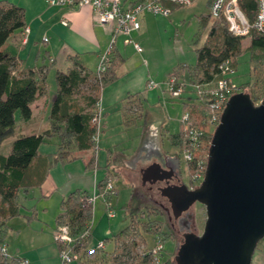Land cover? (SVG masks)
I'll list each match as a JSON object with an SVG mask.
<instances>
[{"label": "rangeland", "instance_id": "obj_1", "mask_svg": "<svg viewBox=\"0 0 264 264\" xmlns=\"http://www.w3.org/2000/svg\"><path fill=\"white\" fill-rule=\"evenodd\" d=\"M207 14L208 8L205 0H195L192 5L177 8V10L168 15L146 17V32L141 37L142 43L139 40L141 52L137 54L129 52V50L125 51L126 62L117 72L118 82L113 86L119 92H123L126 87H130L133 93H139L146 118L144 130L150 129L152 132L155 128L159 137L160 151L175 155L178 158L179 181L186 187L189 184L186 165L178 149L170 146L167 136L175 135L179 131L178 122L183 113L182 102L180 99L172 100L168 97L164 90V82L167 73H171L173 66L182 64L186 67H191L194 65V50L202 46L207 33L206 27L201 26L200 16ZM247 40H243V46L246 45ZM3 48L7 50L5 46ZM104 52L100 53L98 59L93 54L82 55V60H85V65L94 72L99 57ZM180 76V79L187 84L188 82L184 78L186 77L185 70L181 72ZM146 80H150L157 87L147 90L144 83ZM231 81L236 87L249 84L247 92L254 94L259 101L264 91V66L251 64L248 60V54L245 52L241 53L235 59V70L231 76ZM88 83V85L82 86L76 94L93 95V91L89 87L91 83ZM189 90L190 88L186 86V91ZM247 92L244 91L246 94ZM119 99L120 97L106 112L107 118L104 132H101L100 123L95 151L99 167L94 171L96 172V177H99L100 171L107 160H110L112 165H123V171L120 170L116 174V178L113 176L112 180L116 195L112 196L109 206L114 217L112 219L106 217L105 205L101 199L98 198L93 202L91 221L88 224L89 247H93L97 242L105 240L104 251L96 254L92 260L87 262L81 260L78 264H112L111 260L116 255L119 258L115 260L114 264H136L140 253L144 249L148 250L155 245V238L152 234L142 233L141 237L144 242L139 243V246L134 251L113 253L114 243L112 239L127 227L129 223L128 213L131 209H136L137 215L135 216L138 217V220L142 219L145 221L148 219L160 222L159 231L167 237L165 242H163L162 259L173 258L176 245L179 244V240L171 236L165 227V222L160 217L159 208L146 200L147 191L144 187H141L139 178V171L145 164H137L134 171L124 166L126 158L131 159L129 168L130 166L133 168L138 162L133 161V159L142 146L140 138L142 129L141 123H137L129 130L123 128L119 113ZM136 111H139L138 106H134L130 114H136ZM14 121L16 127L21 123L17 115ZM12 138L9 137L2 142L0 151L2 155L7 154ZM57 142L56 138L44 140L43 144L38 148V154L49 155L54 153ZM106 150L110 154H106ZM78 154L83 159H88L89 155L92 157V152ZM52 168L53 170H51L44 187L52 183L63 184L67 182L73 185L72 188L79 186L77 189H84L86 194L91 195L92 185L90 182L92 172L89 170L86 175L83 174L79 160L69 164H59ZM86 178L89 179V183H86ZM38 193V188L30 189L27 194L18 193L19 216L13 217L6 222L7 232L4 239L6 251L10 257L16 253L29 255V259L26 260L28 264H60L53 240V233L56 227L54 218L59 204L58 196L55 194L49 198L41 199ZM151 193H153V201L165 206L166 202L164 199L155 192ZM190 212L193 216L192 228L194 230L192 232L199 234L205 219L204 208L195 203L191 206ZM117 247H119V244H117ZM254 251L264 254V240L259 242Z\"/></svg>", "mask_w": 264, "mask_h": 264}, {"label": "trees", "instance_id": "obj_2", "mask_svg": "<svg viewBox=\"0 0 264 264\" xmlns=\"http://www.w3.org/2000/svg\"><path fill=\"white\" fill-rule=\"evenodd\" d=\"M141 1V0H136ZM238 5L249 21L255 14V0H237ZM202 27H206L207 33L202 46L194 50V65L186 67L179 65L170 74L180 76L186 71L187 85L190 88L186 91L192 94L191 87L200 90H209L218 79L217 66L223 61L229 60L231 67L235 70V59L241 53L248 54L251 64L264 66V38L257 36L253 31L245 38L234 37L226 30L221 19L211 20L208 15L200 16ZM24 11L7 1H0V146L4 140L14 136L15 121L17 115L20 120L28 121L30 118V105L41 94H43L44 75L43 68L28 70L14 74L16 61L13 56L2 50L6 40L14 33L24 29ZM246 45L243 46V40ZM123 60L110 50L108 65L99 80L90 78V74L71 59V67L65 72L55 73L56 92L50 106L48 117V129L38 135L15 136L12 140L8 153L3 156L0 152V245L4 243L7 232L6 222L19 216L17 195L19 192L27 193L32 188H39L45 180L48 172L56 164H62L73 160L72 150L77 152L91 151L90 157L84 165L86 170L95 169L96 146L91 142L95 134V128L90 124L91 111L99 98L100 90L116 79L115 71L122 64ZM94 77V76H93ZM90 82L93 95L86 99L85 109H80L72 98L82 86ZM244 93L247 92L249 84L241 85ZM251 101L257 104L258 98L247 92ZM257 102V103H256ZM182 112H188L196 122L202 117L204 107L193 102L181 103ZM133 122L124 116V125L130 126ZM56 138L58 148L55 154L41 156L38 148L44 139ZM211 136L207 135L210 141ZM170 146L176 147L180 153L188 147L187 138L183 133V126L179 122V131L175 135L168 136ZM188 176L194 170V165L187 164ZM104 178L97 183V191L100 193L103 187ZM86 192L74 191L68 194L59 203L60 212L56 217V225L65 224L68 227V234L73 242L75 250H85L89 246V227L91 213L84 207L83 200ZM116 192L114 193V196ZM112 196H103L104 202H109ZM77 201V202H76ZM136 209L128 213L129 223L113 237L114 252L134 251L139 243L144 240L142 233L152 234L155 239L163 243L166 238L160 232V222L146 219L138 220ZM158 216L157 214H154ZM148 216V215H147ZM85 233L87 236L85 237ZM130 239V240H129ZM264 240V237L259 241ZM105 241V240H104ZM257 243V245L259 244ZM119 244V247H117ZM257 245L255 249L257 248ZM146 250V249H144ZM117 256V257H116ZM112 258L114 264L118 255ZM149 257H137L136 264H147ZM17 258H10L0 264H16ZM160 264H174L173 258H164Z\"/></svg>", "mask_w": 264, "mask_h": 264}, {"label": "water", "instance_id": "obj_3", "mask_svg": "<svg viewBox=\"0 0 264 264\" xmlns=\"http://www.w3.org/2000/svg\"><path fill=\"white\" fill-rule=\"evenodd\" d=\"M141 185L165 181L160 197L167 213L185 221L174 264H250L264 237V91L254 104L248 94L231 95L207 149L204 175L193 190L177 184L172 170L150 163L140 169ZM204 208L199 234L190 232L193 204ZM174 222V221H173Z\"/></svg>", "mask_w": 264, "mask_h": 264}, {"label": "crops", "instance_id": "obj_4", "mask_svg": "<svg viewBox=\"0 0 264 264\" xmlns=\"http://www.w3.org/2000/svg\"><path fill=\"white\" fill-rule=\"evenodd\" d=\"M3 1H7L23 9L24 27L27 28L28 30L24 42H21L22 31L14 32L2 46V50H4L3 47L5 46L7 50L4 51L15 58L16 66L13 73L17 74L18 72L36 70L37 68L42 67L43 75H44L43 94L38 96L31 103L30 105L31 114L29 120L22 121L19 119L21 123H19L17 127L15 126L16 129L14 131V136H12L13 137L12 140H13L15 136L38 135L48 129L49 110L54 100V96L56 92V85L54 79L55 73L65 72L66 70L70 69L72 58H74L77 61V63L84 69L85 72H88L90 74L91 79L94 78L93 76L95 71L92 72L93 70H90V68L85 65V60H82V55L93 54L98 59L100 53L106 51L109 45L111 28L106 25L99 24L95 16L93 15L92 11L87 7H82L71 12L64 7H49L46 5V0H3ZM123 1H124V5L126 6L134 3L136 0H123ZM193 2L190 5H192ZM205 3L208 8L209 0H205ZM166 7L169 9V14L174 10H177V8H180L173 5H166ZM148 16H155V15L142 14L141 16H138L137 18V22L139 25L138 30L133 31L129 34L130 40L135 44H137L138 47H139V40L142 43L141 37H143V35H145L146 32L145 19ZM63 20L66 21V26H63L61 24V21ZM43 39H46V42L43 43ZM123 41H124V37L118 36L116 37L111 47V51L123 60L122 64L115 71L116 79L106 87L102 88L99 93V99L100 102L102 103L101 132H104L105 130V124H106L105 120L107 118L106 117L107 110L120 97L119 113L121 118V125L123 126V128L125 130H129L130 128L137 125V123H141L142 132L140 138H141L142 146L141 149H139V152L137 153L136 157H134L133 159V161H138V162H136L134 166L132 165L133 168H131V166L129 168L128 166L131 165L129 164V161L131 159L126 158L124 160L125 163L124 166L130 169L131 171H134L137 164H145L144 167H142L141 169L145 168L150 164V160H149L150 156L148 155L149 149L150 150L155 149L157 152H160L161 147H159L158 144L159 137L156 132V129L154 128V131L152 132L150 129L144 130L146 125L145 124L146 118H145V113L143 112V107L139 93L137 92L133 93L130 87H126L125 90H123V92H119L117 88H113L114 84L118 82L117 72L121 67L124 66L126 62V56L124 55L125 51L129 50V52L137 53L133 49L132 45L124 44ZM179 65L180 64L173 66L170 72L175 70ZM168 75L169 74L167 73V76ZM144 83L146 84L145 81ZM111 96L112 99L110 100ZM87 97L88 95L84 93L79 95L76 94L72 98L73 99L72 101L76 102L77 106L80 109H85L86 108L85 105L87 103L86 102ZM190 98L191 95L187 93L180 100L181 102H188L190 101L189 100ZM134 106H138L139 111H136V114H130ZM124 116H126L129 120L133 119V122L130 124V126L124 125ZM57 148H58V142L56 145L55 152L52 154L56 153ZM0 151H1V146H0ZM89 152L91 153V151L77 152L74 150L71 153V157H73V160H71L70 162L62 163L61 165L73 163L74 161L79 160L82 166L83 174L86 175V173H88L89 170H86L84 168V165L89 159L90 155L88 159H83L81 156H79L78 153H89ZM107 153L108 151L106 150V154ZM164 154L168 156H173L167 154L166 152H164ZM41 156H45V154H42ZM94 159H95V169H98L99 166L97 164L95 155H94ZM57 165L59 164H56L54 168ZM95 169L91 170L92 179L90 184L92 185V189L94 185L95 187L97 186L98 181L102 180L105 177L106 173H110L112 176H114V178H116V174H118L120 170L123 171V165L120 164L112 165L110 160H107L104 163L102 170L100 171L101 174L99 177H96L95 175L96 172H94ZM51 170H53V168L50 169L45 180L38 188L39 189L38 194L41 199H44L46 197L49 198L52 195L56 194L58 196L57 199L59 200L60 203V201L64 200L65 197L71 192L85 191L84 189L82 190L77 189L79 186L72 188L73 185H70L67 182L63 184L52 183L51 185H46L47 187L46 189V187L44 186L48 180V176ZM85 181L86 183H89L88 178H86ZM59 212H60V207L58 204V211L55 215L54 223ZM11 258L27 260L29 259V255L26 256L23 253L22 254L16 253L14 256H11ZM250 264H264V254L262 252L254 251Z\"/></svg>", "mask_w": 264, "mask_h": 264}, {"label": "built area", "instance_id": "obj_5", "mask_svg": "<svg viewBox=\"0 0 264 264\" xmlns=\"http://www.w3.org/2000/svg\"><path fill=\"white\" fill-rule=\"evenodd\" d=\"M194 0H141L129 5H124L123 0H46L49 7H64L73 12L79 8L87 7L95 16L97 22L101 25L110 27V41L106 51L99 57V61L94 73L95 81L99 80V75L103 73L109 62L111 47L118 36L124 37V44L132 45L133 49L139 53L140 48L132 42L129 34L138 30V16L142 14L168 15L169 9L166 5L176 7H188ZM255 14L249 21L241 11L237 0H209L208 16L211 20L221 19L226 26V30L234 37L245 38L253 31L257 36L264 38V0H255ZM66 26V21H61ZM28 33L27 28L22 30V41ZM46 39H43V43ZM219 72L218 79L207 91L200 90L197 87L192 88L191 98L194 103L202 105L204 111L198 122L188 113L183 112L180 123L183 126V133L187 138L188 147L181 153L185 165L193 164L194 170L188 176V189L193 190L199 186L203 179L207 149L209 142L207 135H212L213 130L219 123V118L228 98L237 93H243L240 87L232 84L231 76L234 73L230 61L226 60L217 66ZM180 76L169 74L164 82V90L172 100L182 99L187 94L188 86ZM147 90L155 89L156 84L150 80L146 81ZM164 92V91H163ZM102 120V108L100 99L95 102L92 111L90 124L95 128V134L91 137V142L97 146V135ZM113 176L106 173L103 187L100 193L97 187L93 186L91 195L86 194L82 201L84 207L92 214V205L96 199H101L105 205L106 217L112 219L113 213L110 210L109 202H104L103 196L110 194L114 196L115 190L112 185ZM53 240L58 252L60 264H78L81 260L87 262L92 260L96 254L104 251V241L97 242L93 247L85 250H75L73 242L68 234V227L65 224L55 225ZM87 236V233L84 235ZM163 243L160 239H155V245L140 253V257L147 255L149 257L147 264H160L162 262ZM6 251L5 244L0 245V262L10 260ZM16 264H27L24 259H18Z\"/></svg>", "mask_w": 264, "mask_h": 264}, {"label": "flooded vegetation", "instance_id": "obj_6", "mask_svg": "<svg viewBox=\"0 0 264 264\" xmlns=\"http://www.w3.org/2000/svg\"><path fill=\"white\" fill-rule=\"evenodd\" d=\"M148 155L150 163H157L162 169L167 170V169H171L172 170V177H175L178 181L177 184H180L181 182L179 181V160L176 156H168L164 153L157 152L155 149L152 150H148ZM166 186L165 181L162 182H156L152 185L150 184H144L141 185V187H144L145 190L147 191V197L146 200L151 202L153 205L157 206L159 208V213H160V217L163 218L164 222H165V227L167 228L168 232L171 234V236H173L176 240H179V236L182 235L185 231L182 230L184 225H185V221H179L180 218H184V214H182L180 216V218H177L176 220H174L170 214L167 213L168 211V204L166 202V200L164 198L165 206L158 204L157 202L152 200V194L151 192H155L159 195V189ZM159 188V189H156ZM160 196V195H159ZM169 212V211H168ZM188 214L192 215V213L190 212V210L187 212ZM174 221V222H173ZM192 220L190 221V232H192L194 229L192 228ZM180 243V240H179Z\"/></svg>", "mask_w": 264, "mask_h": 264}]
</instances>
